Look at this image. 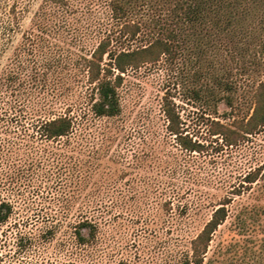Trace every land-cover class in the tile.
Here are the masks:
<instances>
[{
  "label": "rangeland",
  "instance_id": "1",
  "mask_svg": "<svg viewBox=\"0 0 264 264\" xmlns=\"http://www.w3.org/2000/svg\"><path fill=\"white\" fill-rule=\"evenodd\" d=\"M41 2L0 0V13L8 15L0 16V203L11 206L0 221V264H180L189 240L224 199L228 214L203 264H264V213L258 207L252 221L244 212L264 206V175L251 185L245 178L257 167L264 171V127L234 146L208 133L212 119L231 122L251 111L253 91L264 79L256 64L264 59L259 38L185 43L172 63L129 69L119 87L121 114L97 120L95 137L104 161L117 152L124 160L100 164L91 179L88 164L78 174L66 169L61 178L56 164H36L39 126L58 114L78 115V99L93 98L83 70L71 64L74 50L82 49L73 44L72 18L64 11L75 3L97 13L103 0L65 1L44 33L34 21ZM97 39L95 30L84 34V48ZM218 79L230 90L218 86ZM210 86L233 96V110L221 101L214 114L211 104L191 97L192 88ZM165 92L184 133L211 142L206 150L185 151L167 132ZM94 178L102 205L89 214L97 222L90 234L91 227L76 223L88 215L82 199ZM75 230L85 241H78Z\"/></svg>",
  "mask_w": 264,
  "mask_h": 264
},
{
  "label": "trees",
  "instance_id": "2",
  "mask_svg": "<svg viewBox=\"0 0 264 264\" xmlns=\"http://www.w3.org/2000/svg\"><path fill=\"white\" fill-rule=\"evenodd\" d=\"M65 1L42 0L34 12V21L38 19L40 33L46 31V21L56 14L61 4H66ZM82 9L74 3L67 6L64 12L72 18L73 44L82 49L78 50L81 53L74 50L71 64L83 70L85 82L92 86L93 98L85 101L82 96L78 99L75 104L80 111L78 115L69 112L58 114L43 120L39 126L41 149L36 164H56L57 174L61 178L66 169L71 167L78 174L80 167L88 164L87 177L91 179L97 174L100 164L107 161L117 164L124 160L122 154L117 152L108 155L107 161H104L105 156L100 154L95 137L99 133L97 120L112 119L121 114L119 87L129 69L160 61L172 63L178 57L182 44L191 42L194 46H201L212 37L220 41L222 36L241 39L258 37L264 46V0H103L97 13H86ZM79 12L86 19L85 22L83 18H78ZM0 16L8 15L5 12ZM94 30L98 34L97 41L91 48H84L82 36ZM256 64L264 71V59ZM216 84L226 90L231 88L228 82L219 79ZM191 97L200 105L211 104L214 114L221 101L230 110L234 107L233 96L229 93L220 95L215 86L192 88ZM251 105V111L246 116L234 118L231 122L212 119L208 133L220 136L223 145L234 146L248 135L261 131L264 127V79L258 81ZM162 110L167 119V132L175 136L182 149L188 152L206 150L211 142L194 139L189 133H184L179 113L166 92ZM90 138L94 139L93 142ZM263 175L264 171L261 173V168L257 167L245 178L251 185ZM90 182L94 187L90 185L82 199L88 215L76 225L91 227L89 233L93 234L97 222L89 214L92 210H98L102 201L96 195L100 191L97 180L94 178ZM259 186L264 193V178ZM227 201L224 199L219 203L208 221L189 240L188 250L181 255L180 264L204 263L212 235L227 217ZM2 207L5 212L0 214V221H4L11 212L7 202L0 203V210ZM258 207L264 213V206H251L244 211L253 217L252 221H255L254 214L258 215ZM241 221L242 226L246 227L244 217ZM75 235L78 241H85L80 230H75Z\"/></svg>",
  "mask_w": 264,
  "mask_h": 264
}]
</instances>
